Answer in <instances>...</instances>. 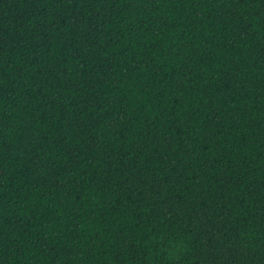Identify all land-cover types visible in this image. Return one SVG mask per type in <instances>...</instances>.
<instances>
[{
  "label": "trees",
  "instance_id": "trees-1",
  "mask_svg": "<svg viewBox=\"0 0 264 264\" xmlns=\"http://www.w3.org/2000/svg\"><path fill=\"white\" fill-rule=\"evenodd\" d=\"M0 264H264V0H0Z\"/></svg>",
  "mask_w": 264,
  "mask_h": 264
}]
</instances>
